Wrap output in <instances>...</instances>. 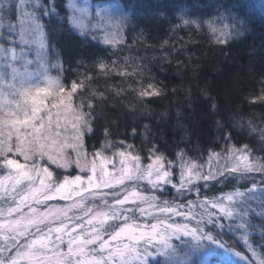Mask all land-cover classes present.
Returning <instances> with one entry per match:
<instances>
[{
	"label": "snow or ice",
	"instance_id": "snow-or-ice-1",
	"mask_svg": "<svg viewBox=\"0 0 264 264\" xmlns=\"http://www.w3.org/2000/svg\"><path fill=\"white\" fill-rule=\"evenodd\" d=\"M117 10L80 0H0V264H257L258 256L264 264V249L258 253L250 238L257 219L264 234V156L230 144L229 132L205 171L186 165L183 150L170 158L155 144L145 153L115 142L109 126L89 148L96 108L72 100L82 82L72 81L66 95L58 78L41 86L49 68H62L61 35L105 53L100 44L121 43L129 17L117 18ZM148 87L141 97L161 95ZM216 127L224 130L219 120ZM259 135L264 143V129ZM232 180L233 190L214 188Z\"/></svg>",
	"mask_w": 264,
	"mask_h": 264
},
{
	"label": "trees",
	"instance_id": "trees-1",
	"mask_svg": "<svg viewBox=\"0 0 264 264\" xmlns=\"http://www.w3.org/2000/svg\"><path fill=\"white\" fill-rule=\"evenodd\" d=\"M116 1L129 17L124 41L117 48L100 44L108 49L100 52L60 36L62 84L68 89L72 81L82 82L75 100L83 101L85 110L89 102L96 108L97 132L87 139L89 148L99 147L109 126V139L115 142L125 140L145 153L155 144L170 158L183 150L184 161L196 164H204L211 152L220 153L225 147L221 137L229 132L230 144H248L255 156H264L259 135L264 129V0ZM219 14L244 22L241 33L225 43H218L209 27ZM184 20L201 26L186 25ZM149 84L162 90L161 95L141 97V91H152ZM204 91L217 104L215 112ZM218 120L223 131L216 127ZM250 125L257 132H250ZM234 185L232 180L214 188L227 192ZM190 198L196 199L195 194ZM255 224L250 238L259 253L264 234L259 219ZM255 259L258 264L260 257Z\"/></svg>",
	"mask_w": 264,
	"mask_h": 264
},
{
	"label": "rangeland",
	"instance_id": "rangeland-1",
	"mask_svg": "<svg viewBox=\"0 0 264 264\" xmlns=\"http://www.w3.org/2000/svg\"><path fill=\"white\" fill-rule=\"evenodd\" d=\"M80 3L89 6L90 9H92V10H95L96 8H100V7L118 6V10L114 13V15H116L117 18L121 14L126 15V13L123 11V9L121 8L120 4L116 0L115 1H110V2H105V3H94L91 0H80ZM238 23L239 22L236 21L235 18L230 17L229 15H225L224 16L222 14H219L216 17L213 18V20L211 22V30H212V28L216 29V32L215 33L213 32L214 35L216 36V38L218 36H220V33H222V32L223 33H230V35H228V36H220L221 39L230 40V39H232L234 37H237L241 33V31H239V33L234 32L233 27H232L233 25H237ZM125 28H126V24L124 25L123 32L121 33V39H122L121 43H123L124 38H125ZM112 31H115V29H112ZM121 43L117 44L115 47H112V46H109V47L114 49V48H117ZM105 46H108V45H105ZM49 78H52V79H57L58 78L59 82L62 84V82H61V80H62L61 79V68L60 69L49 68L47 74L45 76L41 77V86L42 87H48L49 86L48 85ZM49 91L52 93V96H50L49 99H52L53 96L55 95V88L54 87H49ZM70 91H71V87H69L68 89H67V87H65V93H63L61 95H66L67 92H70ZM74 94L75 93L72 94L73 104L77 105L79 103L75 100ZM184 163L186 165H189V166L191 165V162L184 161ZM192 163H194V162H192ZM209 163H211L214 166L215 165V160H212L211 162H209V159H208L204 163V165H205V169L204 170L205 171H207ZM200 164H202V163H199L197 165L199 166ZM256 178L258 180L259 176L256 175ZM252 203H256V201H253ZM151 259H155V258L153 257Z\"/></svg>",
	"mask_w": 264,
	"mask_h": 264
}]
</instances>
